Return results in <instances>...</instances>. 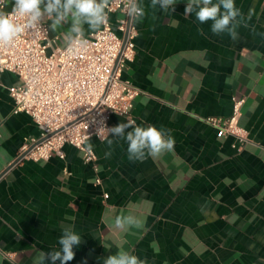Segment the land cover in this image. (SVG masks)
<instances>
[{
  "label": "crops",
  "instance_id": "crops-1",
  "mask_svg": "<svg viewBox=\"0 0 264 264\" xmlns=\"http://www.w3.org/2000/svg\"><path fill=\"white\" fill-rule=\"evenodd\" d=\"M136 2L145 15L135 19V57L122 79L140 91L135 125L165 130L174 150L130 161L126 140L109 133L86 143L96 170L72 146L64 159L14 163L40 130L13 113L8 89L19 80L0 72V264H34L40 251L59 250L65 228L82 236L68 264H104L121 248L146 264H264V0H234L242 14L235 40L185 15L187 0L173 12ZM42 21L57 46L68 44L71 17L55 31L51 18ZM240 97L243 145L205 122L230 117ZM121 122L113 115L110 128ZM122 212L144 227L110 228Z\"/></svg>",
  "mask_w": 264,
  "mask_h": 264
},
{
  "label": "built area",
  "instance_id": "built-area-1",
  "mask_svg": "<svg viewBox=\"0 0 264 264\" xmlns=\"http://www.w3.org/2000/svg\"><path fill=\"white\" fill-rule=\"evenodd\" d=\"M7 1L10 7L5 10ZM13 3L3 0L0 10L10 13ZM106 12L107 24L84 36L86 45L57 46L43 21L25 29L10 45H0V72L19 80L8 89L13 113L28 115L40 130L39 137L24 142L17 162L64 159V147L72 146L96 170L97 157L87 141H104L113 115L134 121L131 111L140 91L123 80L122 73L135 57L136 18L128 15V0H110ZM16 22L24 23V18ZM243 104L244 98H236L230 117L205 122L216 129L217 137L231 136L243 145L248 141L238 124ZM95 183L100 184V179L95 178Z\"/></svg>",
  "mask_w": 264,
  "mask_h": 264
},
{
  "label": "clouds",
  "instance_id": "clouds-1",
  "mask_svg": "<svg viewBox=\"0 0 264 264\" xmlns=\"http://www.w3.org/2000/svg\"><path fill=\"white\" fill-rule=\"evenodd\" d=\"M3 3V0H0ZM177 0H151V7L157 5L164 12L169 9L173 12ZM110 0H14L12 11L0 10V45H10L25 29H34L45 18H51L50 28L55 31L57 26L68 22L71 17V27L65 35L70 45H86L84 39V25H88L90 33H95L108 22L106 9H109ZM195 14L201 23L211 21V31L214 34L227 33L235 40L238 37L237 29L242 23V14L236 7L234 0H187L185 15ZM128 15L140 20L144 17L143 7L136 0H128ZM241 17V19H238ZM16 18H24V23H17ZM246 26V25H245ZM71 51V47L69 48ZM131 131H125L126 129ZM105 130V129H104ZM114 137L125 139L128 143V159L138 161L146 158V154L153 158L163 152L174 150V138L165 130L153 125L147 127L135 125V121L121 122L117 126L106 130ZM109 145L112 140L108 141ZM109 227L119 231L129 228L141 229L145 221L134 214L115 216L108 221ZM81 235L72 228H65L59 237V250L49 252L40 251L34 264H68L74 259V246L81 243ZM104 264H146L136 255L130 254L122 248L108 257Z\"/></svg>",
  "mask_w": 264,
  "mask_h": 264
},
{
  "label": "water",
  "instance_id": "water-1",
  "mask_svg": "<svg viewBox=\"0 0 264 264\" xmlns=\"http://www.w3.org/2000/svg\"><path fill=\"white\" fill-rule=\"evenodd\" d=\"M17 161H18V159H17L14 163H16ZM14 163H13V164H14Z\"/></svg>",
  "mask_w": 264,
  "mask_h": 264
}]
</instances>
